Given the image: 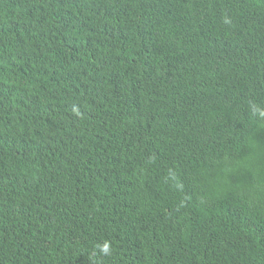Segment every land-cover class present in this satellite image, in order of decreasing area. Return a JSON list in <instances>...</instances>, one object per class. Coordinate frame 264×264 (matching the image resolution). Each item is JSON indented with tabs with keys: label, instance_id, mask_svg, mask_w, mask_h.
Instances as JSON below:
<instances>
[{
	"label": "trees",
	"instance_id": "trees-1",
	"mask_svg": "<svg viewBox=\"0 0 264 264\" xmlns=\"http://www.w3.org/2000/svg\"><path fill=\"white\" fill-rule=\"evenodd\" d=\"M0 264H264V0H0Z\"/></svg>",
	"mask_w": 264,
	"mask_h": 264
},
{
	"label": "clouds",
	"instance_id": "clouds-1",
	"mask_svg": "<svg viewBox=\"0 0 264 264\" xmlns=\"http://www.w3.org/2000/svg\"><path fill=\"white\" fill-rule=\"evenodd\" d=\"M104 252H108V245L107 244H105L104 246H103V249H102Z\"/></svg>",
	"mask_w": 264,
	"mask_h": 264
}]
</instances>
